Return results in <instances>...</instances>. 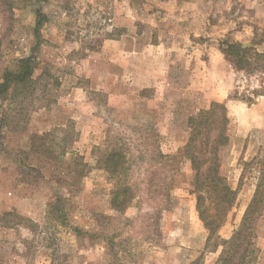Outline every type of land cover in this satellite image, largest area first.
<instances>
[{"label": "rangeland", "instance_id": "rangeland-1", "mask_svg": "<svg viewBox=\"0 0 264 264\" xmlns=\"http://www.w3.org/2000/svg\"><path fill=\"white\" fill-rule=\"evenodd\" d=\"M221 41L263 50L264 0H0V80L29 56L34 78L47 76L27 101L0 100L13 120L0 128V264H182L204 225L179 151L188 117L212 102L230 120L221 170L238 197L220 236H231L264 161V69H237ZM159 153L180 155L171 166ZM120 184L133 188L122 211ZM58 196L64 225L48 215ZM258 245L264 264V215Z\"/></svg>", "mask_w": 264, "mask_h": 264}, {"label": "trees", "instance_id": "trees-1", "mask_svg": "<svg viewBox=\"0 0 264 264\" xmlns=\"http://www.w3.org/2000/svg\"><path fill=\"white\" fill-rule=\"evenodd\" d=\"M37 15L39 28L44 22V15L39 11ZM219 49L237 69L253 71L258 66L264 69V49L259 50L255 45H246L238 41H221ZM37 67L38 61L33 56L18 59L12 68L5 71L0 80V100L5 102L10 99L11 102H17L20 98L18 103H21L32 98L38 89L37 85L47 77L42 73L34 78ZM7 113L5 111L0 118V128L13 122ZM229 121L228 109L220 102H212L208 108L199 109L187 120L189 138L179 153L191 162V168L195 171L192 193L196 196L199 218L208 232L204 251L189 264H204L206 254L219 248L221 251L214 264H256L259 258L261 250L258 245L259 223L264 215V161L255 192L241 222L229 238L224 239L220 236V229L225 225L238 197V190L231 187L221 170V149L230 142L227 134ZM154 137L157 139L160 134L155 132ZM64 152L63 150L59 156ZM180 154L159 153V157L165 158V162L172 166ZM111 155H116V160L117 157L121 158L120 153L115 150ZM70 165L75 173L79 170L77 159ZM108 170L112 174L119 175L125 168L121 162L118 164L113 162ZM171 171L172 174L176 172L175 169ZM172 181L171 177L167 185V196L170 194ZM132 191L133 188L128 184L115 186L111 192L113 208L122 211L129 207ZM48 215H54L60 224H66L65 199L58 196L49 203ZM73 230L78 234L84 232L78 227H74Z\"/></svg>", "mask_w": 264, "mask_h": 264}, {"label": "crops", "instance_id": "crops-1", "mask_svg": "<svg viewBox=\"0 0 264 264\" xmlns=\"http://www.w3.org/2000/svg\"><path fill=\"white\" fill-rule=\"evenodd\" d=\"M223 227H225V225ZM223 227L221 228V230H223ZM221 230H220V232H221ZM207 234H208V232L204 227V231H203L202 235L200 236V238H198L195 241L194 246H192L190 250H187V252H188L187 256L184 259V262L182 264H189L191 261L196 259L199 254H201L204 251V249L206 247ZM220 251H221V248H219L217 251H214V252H208L206 254V259L211 258L212 264H214V262L217 259Z\"/></svg>", "mask_w": 264, "mask_h": 264}]
</instances>
